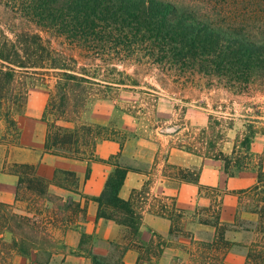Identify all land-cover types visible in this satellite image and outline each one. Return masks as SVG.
<instances>
[{
	"label": "trees",
	"instance_id": "trees-1",
	"mask_svg": "<svg viewBox=\"0 0 264 264\" xmlns=\"http://www.w3.org/2000/svg\"><path fill=\"white\" fill-rule=\"evenodd\" d=\"M36 83L48 89L44 150L76 159L94 160L100 140H115L108 123L83 117L96 95L120 89L207 104L206 124L177 147L219 159L227 176L252 172L253 179L231 190L237 195L232 220H221L219 199L214 213L197 220L213 227L211 236L191 235L192 246L181 248L187 260L180 263L175 255L171 264H223L235 244L245 250L244 264H264V164L252 148L254 136L264 135V0H0V120L14 137L9 142L18 133L16 113ZM226 140L228 150L222 147ZM111 157L104 190L92 197L97 214L124 224L129 240L143 247L138 260L155 264L149 244L140 240L131 198L118 196L130 166ZM11 166L18 176L16 200L0 201V264H10L13 252L26 257L25 264H48L68 230L86 218L85 205L72 194L79 191L78 176L58 169L49 181L31 163ZM51 182L61 192H53ZM177 210L166 216L170 233L180 234L184 213ZM240 211L255 217L243 219ZM230 230L250 238H228ZM93 238L80 230L79 248ZM109 243L119 251L114 264H123L129 244ZM164 245L156 243L158 254ZM91 258L92 264H108L96 253Z\"/></svg>",
	"mask_w": 264,
	"mask_h": 264
},
{
	"label": "crops",
	"instance_id": "crops-1",
	"mask_svg": "<svg viewBox=\"0 0 264 264\" xmlns=\"http://www.w3.org/2000/svg\"><path fill=\"white\" fill-rule=\"evenodd\" d=\"M47 96L46 87V96L40 104L36 105L32 102L26 104L24 112L15 116L18 126L15 141L4 143V140H0V145L4 147L3 155L6 161L31 163L36 173L49 181L53 179L58 169L72 170L78 176L79 191L72 194L75 199L81 201L82 205H85L86 218L77 230H68L64 240L66 251L55 253L48 264H91L90 255L97 252L95 247L99 242L113 241L127 244L130 241L129 239L126 241L124 237L127 227L112 218L98 215V202L92 198L100 195L104 190L108 174L113 167L112 162L107 160L112 158V155H116L121 164L130 166L118 190V196L123 199L131 198L132 208L140 215V240L152 247L159 240L165 241L159 254L150 255L155 264H169L175 252L189 244L191 235L196 238L211 236V234H199L200 228L202 226L207 228L208 225L197 221L200 215L208 214V211H199L197 206L198 199L208 188L206 186L228 184L231 185L230 190H232L247 186L253 179L252 175L249 179L244 178V174L248 172L221 177L222 167L219 159L196 155L175 146L167 149L162 161H155L153 157L149 160H139L136 155L132 156L130 162L126 161L125 147H120L112 139H102L97 143V158L94 160L76 159L46 152L43 147L46 121L42 119V111ZM216 160H219L220 164ZM87 167H89L88 172ZM196 167H198L196 180L184 179L180 175L179 169L189 171ZM17 180V174L8 168H0V201L12 203L16 200ZM52 187L61 189L51 182L50 188ZM227 198L230 205L234 206V211H220L223 221H231L236 208L237 195L230 191L224 194V201ZM167 200L174 201L176 209L183 210L181 225L185 230L184 233H170L172 220L166 216L167 211H164L161 205ZM80 230L93 235V241L88 244V248H92L91 251L79 248ZM142 250L143 247L131 242L124 253L123 264H148L138 260Z\"/></svg>",
	"mask_w": 264,
	"mask_h": 264
},
{
	"label": "rangeland",
	"instance_id": "rangeland-1",
	"mask_svg": "<svg viewBox=\"0 0 264 264\" xmlns=\"http://www.w3.org/2000/svg\"><path fill=\"white\" fill-rule=\"evenodd\" d=\"M141 87L147 89L144 85ZM45 96V85L36 83L30 86L26 103L16 113V116L24 112V108L28 102H32L36 105L40 104ZM208 111L207 104L201 105L195 99L186 101L165 93H161L157 99H151L144 93L139 94L137 91L119 89L112 91L110 95L107 96L96 95L92 97L88 102L83 117L92 122L102 124L108 123L112 133H114L113 136L115 140L117 139L116 143L118 145L122 142L126 144L124 154L126 161L130 162L134 155H136L139 160H149L153 157L155 161H162L168 148L172 146L177 147L178 142L192 140L193 135L206 124ZM51 117H53L52 114L49 115V118ZM236 125H238V123ZM172 127L177 128L175 133L163 134L161 132L170 131ZM228 133L232 134V130L230 129ZM13 138L14 137L8 132V128L5 127L3 121L0 120V140H4V143H8ZM222 147L224 150H228L230 148V142L228 140L224 141ZM252 147L262 155L264 164V135L257 133L253 138ZM3 154L4 147L0 145V168H15V166H11L12 162L6 161ZM107 161L112 162L114 159L109 158ZM216 162L220 164L219 160H216ZM179 171L180 175L185 178L198 176V167L189 169V171H184L183 169H179ZM220 175L221 177L226 176L223 170H221ZM251 175L252 172L245 173L244 178L249 179ZM217 187L219 188L218 190H212L210 188L204 190L203 196L200 197L197 202L199 211L214 213L216 209L215 203L218 202L219 199L221 211H234V206L230 205L228 198L224 201V194L231 191V185L221 184ZM51 190L55 193L61 192V189L56 187H52ZM164 203H166V205ZM164 203H161V205L167 213L174 215V213L178 211L174 201L167 200ZM24 204V202H21V205ZM239 214L243 219H252L255 217V214L245 211H240ZM200 216L204 218L208 217L204 215ZM239 224L244 223L240 222ZM200 229L199 234L201 235H210L213 233L212 226H207V228L206 226H202ZM226 232L228 238L232 239L234 237L237 241H244L246 238H250V236H247L243 232H233L231 230ZM124 237L126 241L130 237L128 228H126ZM131 242L132 241H128L127 244ZM155 245L156 243L153 245L154 247H152L149 244L152 253L158 254ZM190 246H192L191 241L183 247ZM59 248L60 252L66 251V247L62 244ZM95 249L97 251L95 253L103 256L104 262L108 264H114L115 259L119 255L118 249L105 241L99 242ZM85 250L91 251L92 248L90 249L88 245H86ZM175 255H179L182 258L180 263L187 260V253L179 249L175 252L169 264L172 263ZM244 259V248L235 244L227 249L223 264H244ZM90 261L92 264L91 257ZM26 262V257L17 252H13L10 255V264H25Z\"/></svg>",
	"mask_w": 264,
	"mask_h": 264
},
{
	"label": "water",
	"instance_id": "water-1",
	"mask_svg": "<svg viewBox=\"0 0 264 264\" xmlns=\"http://www.w3.org/2000/svg\"><path fill=\"white\" fill-rule=\"evenodd\" d=\"M173 128V127H172Z\"/></svg>",
	"mask_w": 264,
	"mask_h": 264
}]
</instances>
